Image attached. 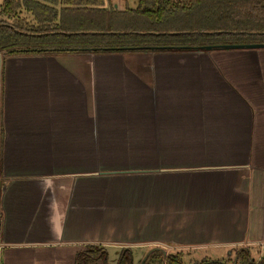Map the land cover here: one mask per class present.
<instances>
[{"label": "crops", "instance_id": "1", "mask_svg": "<svg viewBox=\"0 0 264 264\" xmlns=\"http://www.w3.org/2000/svg\"><path fill=\"white\" fill-rule=\"evenodd\" d=\"M260 242L264 48L1 60L0 264H74L88 244L224 260Z\"/></svg>", "mask_w": 264, "mask_h": 264}, {"label": "trees", "instance_id": "2", "mask_svg": "<svg viewBox=\"0 0 264 264\" xmlns=\"http://www.w3.org/2000/svg\"><path fill=\"white\" fill-rule=\"evenodd\" d=\"M264 43V0H2L0 55L58 52L201 50L203 46ZM256 249L239 247L229 264L256 263ZM255 254V255H254ZM107 263V251L88 244L74 264ZM117 264H132L122 250ZM142 264H183L181 254L156 249ZM195 264H228L201 260Z\"/></svg>", "mask_w": 264, "mask_h": 264}, {"label": "rangeland", "instance_id": "3", "mask_svg": "<svg viewBox=\"0 0 264 264\" xmlns=\"http://www.w3.org/2000/svg\"><path fill=\"white\" fill-rule=\"evenodd\" d=\"M1 1L2 0H0V3H1ZM132 3H134L133 0H131V4ZM107 250H108L107 251V263L108 264H117L118 263L119 254L121 252H118L117 250H114L112 248H109ZM174 254H176V253H174ZM130 259H131V263L132 264H141L142 263V259L139 258V254L136 251H134L132 253V255H130ZM181 259H182L183 264H195V262H198V261H193L192 260L193 258H191V257H184L182 254H181ZM224 260H226L227 263L229 264V263H231L232 260H234V257L233 256L232 257L231 256H227V258H225ZM97 264H103V263L98 261Z\"/></svg>", "mask_w": 264, "mask_h": 264}, {"label": "water", "instance_id": "4", "mask_svg": "<svg viewBox=\"0 0 264 264\" xmlns=\"http://www.w3.org/2000/svg\"><path fill=\"white\" fill-rule=\"evenodd\" d=\"M221 48H223V49H257V48H264V43L222 45ZM202 49L211 50L212 46H203ZM1 60H2V58L0 55V65H1ZM142 263H143V261H142Z\"/></svg>", "mask_w": 264, "mask_h": 264}, {"label": "built area", "instance_id": "5", "mask_svg": "<svg viewBox=\"0 0 264 264\" xmlns=\"http://www.w3.org/2000/svg\"><path fill=\"white\" fill-rule=\"evenodd\" d=\"M263 255H264V242H260L257 244V253L255 255V262L257 263Z\"/></svg>", "mask_w": 264, "mask_h": 264}]
</instances>
